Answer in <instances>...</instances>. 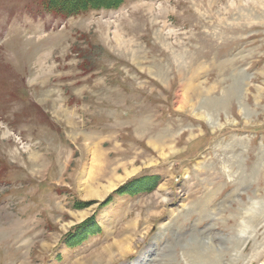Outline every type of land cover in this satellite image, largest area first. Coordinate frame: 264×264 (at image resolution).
I'll return each mask as SVG.
<instances>
[{"label": "rangeland", "instance_id": "374dc122", "mask_svg": "<svg viewBox=\"0 0 264 264\" xmlns=\"http://www.w3.org/2000/svg\"><path fill=\"white\" fill-rule=\"evenodd\" d=\"M0 264H264V0H0Z\"/></svg>", "mask_w": 264, "mask_h": 264}, {"label": "trees", "instance_id": "16d2710c", "mask_svg": "<svg viewBox=\"0 0 264 264\" xmlns=\"http://www.w3.org/2000/svg\"><path fill=\"white\" fill-rule=\"evenodd\" d=\"M122 0L91 2L90 0H40L43 8L63 17L80 14L88 9L116 7Z\"/></svg>", "mask_w": 264, "mask_h": 264}, {"label": "bare ground", "instance_id": "6f19581e", "mask_svg": "<svg viewBox=\"0 0 264 264\" xmlns=\"http://www.w3.org/2000/svg\"><path fill=\"white\" fill-rule=\"evenodd\" d=\"M93 193V192H92ZM91 193V194H92ZM249 236V235H248ZM120 244L123 245L124 241L122 239L119 240Z\"/></svg>", "mask_w": 264, "mask_h": 264}]
</instances>
